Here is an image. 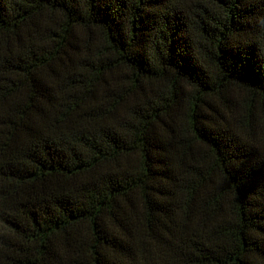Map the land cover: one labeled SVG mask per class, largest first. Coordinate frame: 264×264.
<instances>
[{
    "label": "trees",
    "instance_id": "obj_1",
    "mask_svg": "<svg viewBox=\"0 0 264 264\" xmlns=\"http://www.w3.org/2000/svg\"><path fill=\"white\" fill-rule=\"evenodd\" d=\"M0 264H264V0H0Z\"/></svg>",
    "mask_w": 264,
    "mask_h": 264
}]
</instances>
